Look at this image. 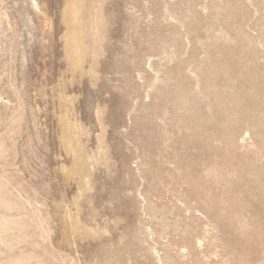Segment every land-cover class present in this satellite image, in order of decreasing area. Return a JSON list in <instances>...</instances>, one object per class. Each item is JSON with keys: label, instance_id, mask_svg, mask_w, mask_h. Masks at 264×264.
Returning <instances> with one entry per match:
<instances>
[{"label": "rangeland", "instance_id": "rangeland-1", "mask_svg": "<svg viewBox=\"0 0 264 264\" xmlns=\"http://www.w3.org/2000/svg\"><path fill=\"white\" fill-rule=\"evenodd\" d=\"M0 11V263L264 264V0Z\"/></svg>", "mask_w": 264, "mask_h": 264}, {"label": "bare ground", "instance_id": "bare-ground-1", "mask_svg": "<svg viewBox=\"0 0 264 264\" xmlns=\"http://www.w3.org/2000/svg\"><path fill=\"white\" fill-rule=\"evenodd\" d=\"M0 13H1V11H0ZM5 13V12H4ZM3 15H5V14H3ZM5 18V17H4ZM2 17H1V14H0V23L2 22ZM4 22V21H3ZM1 27V26H0ZM1 30V29H0ZM14 119V118H13ZM10 120V119H9ZM11 120H12V118H11ZM12 122V121H11ZM9 123V122H8ZM14 123V122H13ZM13 123H12V125H13ZM9 124H11V123H9ZM10 126V125H9ZM4 140V139H3ZM5 141V140H4ZM3 141V142H4ZM2 142V141H1ZM0 142V143H1ZM5 145V144H4ZM4 147V146H3ZM3 147H1L0 146V157H2L3 155L2 154H4L3 153ZM4 158V157H3ZM5 159V158H4ZM13 176V175H12ZM2 178V177H1ZM9 179V178H8ZM3 180V179H2ZM2 180H0V209L2 210L3 209V211H4V209L5 210H10V209H13V208H18L19 206H20V204L22 203V202H24V201H22L20 204L17 202V201H15V196L13 195V194H11V195H13V197H15L14 198V200H12V198L11 199H9L8 197L7 198H5L4 196H2L1 197V193L3 192V188H5V186H4V184L6 185V182H5V180L3 181V182H5V183H3L2 182ZM8 183V182H7ZM217 183V182H216ZM230 185H231V181L230 180H227L226 181V184H225V186L227 187V189L228 190H230ZM10 192V191H9ZM3 194V193H2ZM263 194V197H264V192L262 193ZM9 196V195H8ZM234 200H237L234 196H232V198H230V199H228V198H224V199H219V201L217 202V208H218V210L219 211H235L238 207H240V205H239V201L237 200V201H234ZM18 201H19V198H18ZM28 201H30V200H28ZM27 202V201H26ZM237 205H236V204ZM26 204H29L28 202L26 203ZM30 204H32V203H30ZM22 205V204H21ZM24 206H25V204H24ZM29 206V205H28ZM27 206V207H28ZM31 206V205H30ZM23 208V207H22ZM236 208V209H235ZM28 209H29V207H28ZM18 210H19V208H18ZM18 210H17V213H18ZM35 210H36V208H35ZM34 210V211H35ZM13 211V210H12ZM16 211V210H15ZM20 211V210H19ZM27 211V210H26ZM31 211H33V210H31ZM10 212V211H9ZM35 213V212H34ZM9 214V213H8ZM19 214V213H18ZM26 214V213H25ZM25 214L22 216V217H25ZM36 214H37V211H36ZM36 214H34V216L36 215ZM12 215V214H11ZM20 215V214H19ZM15 217V216H14ZM29 217V216H28ZM236 217V216H235ZM26 218H27V215H26ZM31 218V217H30ZM28 220H32V219H28ZM34 221H35V219H34ZM38 222H39V220H37ZM41 221V220H40ZM32 222V221H31ZM36 222V221H35ZM34 223V222H33ZM42 224V223H41ZM29 226V225H28ZM26 227H27V224H26V222L23 220V218L21 219H16V217L15 218H13V217H9V216H6V215H1L0 216V239L3 241V243L5 244V245H9L10 244V240L7 238V236H8V234L10 233V231L12 232V230H18L19 232H23V231H25V229H26ZM36 228L37 229H41L40 228V225L38 226L37 225V223H36ZM45 228V227H44ZM27 230V229H26ZM40 231V230H39ZM41 232H43V231H41ZM45 232V231H44ZM40 234H42V235H44V233H40ZM23 235V234H22ZM17 236V235H16ZM26 236V235H25ZM15 237V236H14ZM22 237V236H21ZM41 237V236H40ZM15 239V238H14ZM19 239H20V237H19ZM25 239V238H24ZM17 240H18V238H17ZM16 241V240H15ZM14 243V242H13ZM12 245V244H11ZM3 247H4V245H3ZM11 247V246H10ZM11 255V254H10ZM38 256V255H37ZM12 257V256H11ZM41 259V258H40ZM31 260H33V255L32 254H22V253H20V254H18L17 256H15V257H13V258H11V259H7L6 261H4L3 260V262L2 263H0V264H29L30 262H31ZM43 260V259H42ZM39 261V260H38ZM37 263H39L40 264V262H37ZM35 264V263H34Z\"/></svg>", "mask_w": 264, "mask_h": 264}]
</instances>
